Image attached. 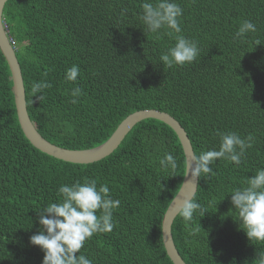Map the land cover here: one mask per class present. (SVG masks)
<instances>
[{"label":"trees","instance_id":"obj_1","mask_svg":"<svg viewBox=\"0 0 264 264\" xmlns=\"http://www.w3.org/2000/svg\"><path fill=\"white\" fill-rule=\"evenodd\" d=\"M144 2L6 3L4 24L18 47L30 119L43 138L68 150L104 144L127 116L141 110L174 117L195 156L218 150V133L252 134L253 146L240 165L219 159L210 165L213 174L200 176L194 199L207 213L197 211L190 222L200 231L190 235L179 215L172 226L187 264H252L264 243L247 238L229 193L264 168V0H176L183 9L179 35L196 40L199 54L190 64L172 67L160 56L178 34L149 32L140 19ZM244 20L257 30L236 38ZM73 65L80 72L68 82L66 69ZM41 81L51 87L35 94L42 95L39 100L31 86ZM74 86L83 91L76 104L70 102ZM165 153L176 158L175 170L161 168ZM185 171L178 135L155 119L138 124L100 162L78 165L40 152L19 124L11 72L0 51V264H42L43 251L29 243L41 228L37 212L58 202L61 185L84 178L95 179L98 187L107 183L120 205L113 230L94 234L81 253L93 264H173L162 221Z\"/></svg>","mask_w":264,"mask_h":264},{"label":"clouds","instance_id":"obj_2","mask_svg":"<svg viewBox=\"0 0 264 264\" xmlns=\"http://www.w3.org/2000/svg\"><path fill=\"white\" fill-rule=\"evenodd\" d=\"M141 7L143 14L140 19L149 32L158 33L161 29H168L170 30L169 35L172 32L178 34L175 36L174 45L160 56L163 64L172 67L194 62L199 54L198 42L179 35L182 31L179 18L183 14V9L176 0H156L155 3L145 0ZM256 30L255 23L251 20H244L236 31L235 37L243 38L246 33ZM11 42L17 56V44L13 40ZM258 44L257 42L256 45ZM79 72V67L73 65L66 69L64 79L68 82H75ZM50 87L51 85L46 81L33 83L31 86L33 97L42 99V95L35 94L42 93L44 89ZM82 95V88L74 86L70 90V102L78 103V98ZM218 135L220 138L218 150L210 149L202 151L198 156H193L191 167L193 181L200 178L202 174H213L210 165L219 159H224L237 166L240 165L246 150L253 146L255 140L252 134H248L244 138L235 132H221ZM159 164L164 170H175L177 167L176 158L171 153H165L159 160ZM186 167L188 175V161H186ZM229 194L231 195V204L235 209L234 212L238 217L237 220L247 238L251 242L264 243V168L257 169L253 176L246 178L244 186L231 189ZM57 195L58 202L49 203L37 212L41 228L29 237V243L39 246L43 251L42 264H93L92 260L81 253V249L85 241L93 237L94 234L108 233L113 230V212L119 207L120 200L112 199L107 183L100 184L98 187L97 181L90 178H84L83 182L77 180L71 185H61ZM210 203H214V201H210ZM197 211L202 217L207 213L204 206L191 197L184 199L177 208V214L184 221L185 228L189 230L190 235L200 231L199 228L190 225L194 213ZM252 264H264V250L257 252Z\"/></svg>","mask_w":264,"mask_h":264},{"label":"water","instance_id":"obj_3","mask_svg":"<svg viewBox=\"0 0 264 264\" xmlns=\"http://www.w3.org/2000/svg\"><path fill=\"white\" fill-rule=\"evenodd\" d=\"M8 1L9 0H0V51L6 59L11 72L14 100L19 124L26 138L37 150L67 163L87 165L101 161L104 158L112 155L124 141L126 136L131 132L133 127L147 119H155L165 123L178 135L183 147L185 159L189 164L188 175L186 167L182 186L164 214L162 221V239L166 252L172 263L186 264L176 249L172 235V226L176 217L178 216L177 208L179 204L184 199L195 197L198 191L199 178L193 181L191 177L192 158L195 156V154L191 141L184 128L174 117L168 113L157 110H145L129 115L118 126L111 138L105 144L96 148L88 150H68L48 142L37 131L28 113L22 70L16 56L15 48L12 46V42L8 37V30L4 24L3 12Z\"/></svg>","mask_w":264,"mask_h":264},{"label":"bare ground","instance_id":"obj_4","mask_svg":"<svg viewBox=\"0 0 264 264\" xmlns=\"http://www.w3.org/2000/svg\"><path fill=\"white\" fill-rule=\"evenodd\" d=\"M124 44V43H123ZM128 62V61H127Z\"/></svg>","mask_w":264,"mask_h":264}]
</instances>
